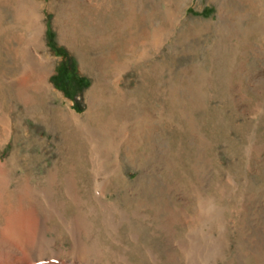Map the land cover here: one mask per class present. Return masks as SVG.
<instances>
[{
    "label": "rangeland",
    "instance_id": "1",
    "mask_svg": "<svg viewBox=\"0 0 264 264\" xmlns=\"http://www.w3.org/2000/svg\"><path fill=\"white\" fill-rule=\"evenodd\" d=\"M64 61L68 86L55 78ZM22 87L36 98L27 108ZM0 158L12 186L55 175L68 218L72 194L127 210L117 231V212L91 219L132 264H191L178 245L188 224L161 219L177 209L191 224L206 200L229 242L197 251L199 264H264V0H0Z\"/></svg>",
    "mask_w": 264,
    "mask_h": 264
},
{
    "label": "bare ground",
    "instance_id": "2",
    "mask_svg": "<svg viewBox=\"0 0 264 264\" xmlns=\"http://www.w3.org/2000/svg\"><path fill=\"white\" fill-rule=\"evenodd\" d=\"M39 84H40L39 88L41 90L45 91V89H47L46 85H43L41 83H39ZM27 88L22 87L20 94H19L20 95V101L22 104H24L25 107L29 106L30 104H33V102L34 103L36 102V98L33 95L34 93L31 94L30 89H27ZM33 88H34V86H33ZM45 92L47 93V91H45ZM45 92H44V94H45ZM73 114L75 116H77L75 112H73ZM88 115H90V114L88 113ZM75 116H74V118L72 117V115L70 117L71 119H73V122H76ZM83 131H85V130H83ZM107 132H108V129H107ZM119 140L121 143V139H119ZM89 141L92 145V148H91L92 150H99L98 149V142L93 143V141L90 139H89ZM100 146L102 147V144ZM105 148H106V146H104V150H105ZM117 150H118V148H117ZM101 151H102V149H101ZM112 159H114V158H112ZM116 160H117V162L119 161V159H116ZM8 165H7L6 161H4L0 158V264H61L59 254H64V255L69 254L71 256L72 261L69 262L66 260V264H73L72 262H79V263H83V264H96L97 262H104V264H115V263L116 264H132L133 263V262L132 263L130 262L131 260H129V257L125 254V252H119L117 250H114L116 252L112 251L113 253H111V255H110V253H108L110 248L108 246H104L105 244L103 242L102 243L104 245H102V243L100 242L99 236H98V234H96L97 230L95 232L94 222L91 219V217L96 216V213L99 211L102 214L105 213L104 215L110 214L109 212H113V213L117 212V213H119L118 214L119 218H117L118 220H116V222L114 220L112 225L110 222V225L113 227L115 226L116 227L115 231H117V229H120L124 224H127L125 222H131V217H130L131 214L129 215L127 210H117V209L113 208L115 204L114 205L111 203L109 204V203L105 202L104 200H101V197H99V198L95 197L94 203L91 206H88V205H86L85 201H83L80 196H78L76 194H72L71 197L73 199L72 201L74 202L73 206L75 207V214L72 218H70V216L68 218L66 216V213H65L64 201L54 200V198L57 196L56 194H58V192H59L58 189H56V187H55V183H56V176L55 175H52V174L49 175L47 177V182H46L47 185H45L43 187H37L35 184L30 183L29 181H26V180H25L26 182L21 184V185L12 186L10 183V179H9L10 174H11V170L8 168ZM107 168H109V166ZM114 170H115L114 172H117V171L120 172L121 169L119 167H116ZM93 171H94V169H93ZM112 174H113V171H112ZM112 176H114V175H112ZM66 194L67 193H65V195ZM69 197H70V195H69ZM70 201H71V199H70ZM206 201H202V204L204 206V211L201 212L198 216L193 217L192 222H190L191 224H189V219L187 220V218L185 216H183L186 213H184V214L182 213L183 215H180L181 213H179V211H177V209H176V211L171 209L172 214H170L169 217H165V219H163V220L161 219V229H162V227H166V228H169L172 230L174 225H176V224L181 223V225H184V226H186L188 224L187 229L189 231L187 232V230H186L187 234L185 232V234H186L185 236L188 237V240H187V238L180 239L181 241H178V245L180 246V248H182L184 253H187L188 255L190 254L193 256L194 259H193V262L191 264H199V260L196 256H198V255L202 256L203 252H197V251H203L204 249H207L208 247L212 248L215 245H225L226 246V244H228V242H229V236H228L229 234H226L224 236L223 232L221 231V228L225 227L227 220H225L223 218L221 212L218 215V217L215 216L212 213V210H211L209 203H207ZM86 207L87 208L89 207L88 211L85 209ZM144 208H146V207L143 204H138L136 210L134 212H132V213H134L133 215L135 216V218H137V219L138 218H140V219L145 218V214H144L145 211L144 212L142 211ZM180 211H181V209H180ZM158 212H160V211H158ZM157 215H158V213H157ZM188 217H190V216H188ZM101 219H103V218H101ZM105 219H106V221H109L108 217H106ZM112 219L113 218L110 217V220H112ZM52 221H55L56 224L53 225ZM144 221H146V220H144ZM210 224L215 225V227L218 228V230H219V236L218 237H216L214 235L212 230L210 231V229L206 228V227L210 226ZM59 226H61L62 228H65L66 231L68 230V232H70L72 242H73V246H71L72 248L71 247L68 249L63 248L62 242H64V235H63L62 230L57 231ZM131 229H133V228L131 227ZM101 230H102V228H101ZM171 230H170V232H171ZM54 232H55V235H51V233H54ZM64 232H65V230H64ZM122 232H123V230H122ZM107 233H108V230H107ZM121 234L123 235V233H121ZM109 236H110V234H109ZM138 236H139L138 233L130 234V238L138 239ZM112 239L114 242L117 243V245L122 242V241L120 242V240H119L118 232H115V234L112 233ZM127 241H125V242H127ZM175 243H176V241H175ZM121 245H122V243H121ZM122 247H124V246H122ZM117 248H115V249H117ZM53 249H58L59 252H56V250H53ZM122 251H124V250H122ZM128 253H130V252H128ZM149 256H151L150 258L154 262L158 261L157 255L150 253ZM147 257L148 256L146 255V258ZM130 259H132L131 256H130ZM184 259H186V258L184 257ZM68 260H70V259H68ZM229 264H232V261L229 262Z\"/></svg>",
    "mask_w": 264,
    "mask_h": 264
},
{
    "label": "trees",
    "instance_id": "3",
    "mask_svg": "<svg viewBox=\"0 0 264 264\" xmlns=\"http://www.w3.org/2000/svg\"><path fill=\"white\" fill-rule=\"evenodd\" d=\"M60 54H64L61 50L56 49ZM58 82H61L64 86L74 83L75 75L73 63L71 61H64L58 68V72L55 76ZM85 79H80V82L84 83Z\"/></svg>",
    "mask_w": 264,
    "mask_h": 264
}]
</instances>
